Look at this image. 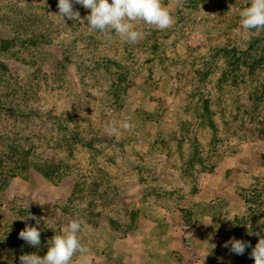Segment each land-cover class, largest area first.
I'll list each match as a JSON object with an SVG mask.
<instances>
[{
  "label": "rangeland",
  "instance_id": "obj_1",
  "mask_svg": "<svg viewBox=\"0 0 264 264\" xmlns=\"http://www.w3.org/2000/svg\"><path fill=\"white\" fill-rule=\"evenodd\" d=\"M250 3L203 0L197 11L185 16L186 27L169 32L159 55L147 44L160 30L148 25H137L145 33L138 43H127L116 35L111 42L104 40L98 52L129 49L128 63L136 72L128 77L118 99L111 97L106 74L96 72L80 80L82 57L63 55L67 33L32 49L25 63L13 57L11 49H0V150L9 144L30 148L39 158L47 155L63 171L59 177L45 179L31 168H19L0 152L1 166L11 173L5 184L0 175V237L7 228L12 236L26 225L38 228L41 221L54 235H58L56 225L60 223L63 234L68 217L52 207L66 205L72 196L83 204L96 198L98 191H105L111 195L101 197L93 210L100 213L98 226L87 224L90 230L80 233L91 254L113 248L125 229V236L133 234L139 220L156 219L178 208L187 223L194 220L207 230L202 264H238L236 254H223L211 247L215 237L232 239L229 224L244 209L241 189L257 188L264 177L260 162L264 113L255 115L252 110L250 84L220 90L218 72L212 74L200 88L209 98L217 127L219 143L215 145L209 127L197 119L193 93L198 65L210 61L209 49L231 44L245 48L256 34L241 27L239 13ZM79 7L74 4V11ZM83 12L80 18L85 22L90 10ZM58 13V0H0V46L1 39H10L15 33L25 36L68 19L54 15ZM59 62L64 64L63 76H48ZM263 76L264 72L259 77ZM140 111L150 116L144 119ZM128 117L133 124L130 131L121 129L118 135L105 132L113 121L119 127ZM199 159L206 163L200 172ZM151 188L160 192L144 198L143 192ZM19 211L30 215L20 218ZM132 211L137 217H132ZM80 216L84 222L91 218ZM235 239L241 240V236ZM18 241L25 243L19 237ZM48 247L49 241L43 249ZM251 252L246 248L243 257L254 264ZM31 253L39 255L35 249ZM73 264H81L79 253Z\"/></svg>",
  "mask_w": 264,
  "mask_h": 264
},
{
  "label": "trees",
  "instance_id": "obj_2",
  "mask_svg": "<svg viewBox=\"0 0 264 264\" xmlns=\"http://www.w3.org/2000/svg\"><path fill=\"white\" fill-rule=\"evenodd\" d=\"M174 1L176 2L177 0H163L165 5L168 4L167 7L175 17L176 22L172 27L166 30H160L156 35L152 36V41H149L147 47L153 51V54L159 55L161 48L162 50L164 49L165 42L170 37L169 32H176L177 28L181 29L186 27L185 16L191 12L197 11L199 4L203 0H179V3H176V7H170V5L175 3ZM51 6L55 7L53 3H51ZM84 10L85 8L80 5L79 13L81 11L80 14H83ZM144 31L147 30L145 29ZM66 33L67 36H69V41L66 45H63V55L67 58H72V56L76 58L82 57L78 65V70L81 72L80 80H85L87 75L91 77V75L96 72L100 74L104 73L109 77L107 88L112 95L111 97L118 99L127 83L128 77L136 74L132 65L128 63V56H131L129 53L130 50H120L115 47L114 49H116V51H114L113 54H110L109 51H102V53H99L98 49L100 44H102L104 40H109L103 33L92 31L88 27L87 21L82 22L81 19L78 21L66 19L64 22L51 24L47 30L41 29L38 32L35 31L34 33H28V35L25 34V36L16 35L15 33L10 39H1L0 49L2 51L11 49L13 57L20 58L19 60L25 63L29 62L26 61L25 58L32 54V49L36 50L39 47L49 45L55 42L56 37ZM112 35L114 39L115 33H112ZM247 42L248 45L245 48L235 44L221 46L220 48L212 47L209 49L210 61L205 62L203 65L201 62V64L198 65V69L200 68L197 70L199 78L197 81V88L194 90L196 92L193 93L196 99L195 107L197 119H200L201 124H206V126L209 127L213 135L211 141H213L215 145L217 142L219 143V139L216 136L217 127L211 118L213 113L209 109V98L204 96L205 94L200 88V85L205 83L212 74L218 72L216 84L220 90L225 87L238 88L246 83L250 84L251 91L249 96L253 103L252 110L256 113L255 115L261 112L264 113V76L261 78L259 77L264 72V31L256 32ZM77 46L80 48L78 49ZM79 50H81L80 52L82 53L77 54ZM84 54H86V57H84ZM34 59H31L32 62L30 61L32 66L36 65ZM63 70L64 64L59 62V64H57V69L48 76L62 77ZM140 114L144 119L150 116L143 111H140ZM261 136L264 138V129L262 130ZM32 151L33 150L30 148L25 150L23 147L21 148L15 144L6 145L5 150H0V152L8 156L7 158L11 163L18 164L17 166L21 169L31 168L45 179H52L61 175L60 172L63 171H61L62 169L60 166L53 164L47 155L44 158H39L36 152ZM199 162L201 163V167L198 172L204 170L206 166L205 160L202 161L199 159ZM260 162L261 166L264 168V152L260 156ZM1 164L0 161V175L3 177L5 184L10 179L11 173L6 167L1 166ZM257 185V188L241 189L244 209L237 219L229 224L230 237L238 238L241 236L242 241L250 243L251 247H248L250 249H253L258 243V240L264 237V177ZM95 186L97 190H100L98 183L95 182ZM148 190L149 192L147 190L143 192L144 198L150 195V193L154 194L156 192V194H158V192H160L155 188ZM106 194L111 195V193L109 194L105 191H98L96 198H92L83 204H79L75 197L72 196L68 199L66 205L62 207L53 206L52 210L60 209L61 215H66V217H68L66 219L67 224L73 219L83 220V218H80L82 214L91 217L85 224H94L95 227H97L96 218H99L100 213H93V210L96 207L97 201ZM112 195L115 194L112 193ZM75 213L79 214L78 217H75ZM17 214L22 218L29 216L30 212L19 211ZM40 216L41 215H39V217ZM48 217L49 216H45V218ZM132 217H137L136 211H132ZM111 221L112 220H110V222ZM40 223L41 225H39L38 229L41 232V244L37 248L32 247L26 242L21 243L18 241L19 234L17 232L11 236L9 228L5 230L3 233L4 236L0 237V264H20V257L29 254L33 249L38 250L41 257L46 255L48 249H43V246L47 241L51 240L50 237L54 235V232L48 230L42 221ZM61 227L60 223L56 225V233L58 235L62 234ZM127 233L128 229H125L121 235L125 236ZM215 254L218 255L217 253ZM236 258L238 259V264H253L250 260L243 257V255H236Z\"/></svg>",
  "mask_w": 264,
  "mask_h": 264
},
{
  "label": "clouds",
  "instance_id": "obj_3",
  "mask_svg": "<svg viewBox=\"0 0 264 264\" xmlns=\"http://www.w3.org/2000/svg\"><path fill=\"white\" fill-rule=\"evenodd\" d=\"M74 4L90 10V14L84 18L88 27L92 31L103 33L108 40H112V33H115L121 40L135 44L145 36V33L137 27L138 24L166 30L176 22L163 0H111V3L109 0H58L59 13L54 15L63 20L65 17L74 21L80 20L79 11L73 9ZM239 15L241 27L245 31H264V0H251L250 6L242 10ZM132 128L131 117H128L119 127L113 121L106 127L105 132L108 135H118L121 129L130 131ZM227 220L232 221L230 218ZM86 229L90 230V226L83 220H71L63 229V234L54 235L49 241L46 255L43 257L36 253L22 255L20 264H73V257L77 253L80 254L81 264H88L90 249L82 244L80 236V233ZM19 238L34 248L41 244V232L37 227L26 225L20 231ZM224 247L229 248L231 253L243 255L246 248L251 245L249 242L232 238L224 244ZM251 257L254 258V264H264V237H261L252 249Z\"/></svg>",
  "mask_w": 264,
  "mask_h": 264
},
{
  "label": "crops",
  "instance_id": "obj_4",
  "mask_svg": "<svg viewBox=\"0 0 264 264\" xmlns=\"http://www.w3.org/2000/svg\"><path fill=\"white\" fill-rule=\"evenodd\" d=\"M206 231L194 220L187 223L183 212L175 208L159 218L139 220L133 234L118 237L107 252L89 253L88 264H202L200 254L205 250L202 244ZM226 242L229 241L215 237L211 248L230 254L224 247Z\"/></svg>",
  "mask_w": 264,
  "mask_h": 264
}]
</instances>
